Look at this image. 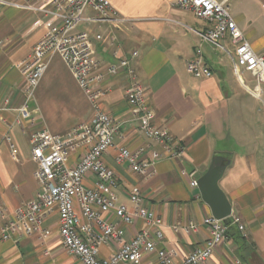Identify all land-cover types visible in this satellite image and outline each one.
I'll return each mask as SVG.
<instances>
[{"label": "crops", "instance_id": "0c3cea01", "mask_svg": "<svg viewBox=\"0 0 264 264\" xmlns=\"http://www.w3.org/2000/svg\"><path fill=\"white\" fill-rule=\"evenodd\" d=\"M5 2H0V207L11 216L40 191L35 176L37 164L31 154L34 132L46 127L53 134L65 135L91 120L94 111L66 64L56 56L34 100L28 104L31 118L21 119L19 110L25 102L26 85L18 65L60 20L43 12L53 9L45 0ZM228 2L233 19L253 50L264 54V0ZM111 3L124 22L94 23L96 13L88 9L86 21L76 33L89 34L95 57L103 69L138 52L131 67L156 114V125L168 129L186 149L183 157L169 159L160 144L145 138L126 99L131 79L123 72L107 76L102 85L107 90L102 109L114 118L118 131L104 162L116 173L118 204L131 209L129 193L138 187L147 208L163 220L164 238L159 247L173 251L177 261L183 260L209 238L203 222L212 216L198 188L191 187V174L198 180L207 172L212 159L222 156L228 167L220 187L232 205V214L242 220L247 237L232 227L226 242L206 264H264V127H259L248 98L259 100L261 96H254L252 89L248 86L249 90L246 89L238 81L228 56L210 44H203V52L212 77L197 79L187 71V62L195 57L202 43L199 34L211 25L192 12L176 8L174 0ZM223 44L232 49L229 40ZM8 138L17 148L16 158ZM119 147L132 152L144 149L141 156L144 162H151L154 153L159 158L148 176L135 174L126 164L116 163ZM83 151L78 149L69 164H76ZM95 181L90 176L86 186L93 188ZM76 212L81 223H85L78 205ZM105 217L121 225L126 241L144 226L140 219L126 226L114 214ZM190 223L199 227L197 232L187 229ZM3 225L0 216V264H81L63 247L57 213L44 224V229L50 231L47 239L34 235L3 241ZM118 250L116 242L108 241L100 248V258L110 259ZM143 264L160 263L155 254H149Z\"/></svg>", "mask_w": 264, "mask_h": 264}, {"label": "built area", "instance_id": "2783aa9c", "mask_svg": "<svg viewBox=\"0 0 264 264\" xmlns=\"http://www.w3.org/2000/svg\"><path fill=\"white\" fill-rule=\"evenodd\" d=\"M111 1L45 0L53 9H45L43 12L57 17L60 23L52 26L35 45L33 53L18 65L26 85L25 102L19 110L20 117L23 120L31 118L28 104L34 100L35 92L51 60L56 56L70 70L94 114L91 120L75 126L65 135L53 134L46 127L34 132L31 137V154L37 164L35 176L40 191L35 199L16 209L11 216L0 207V216L4 220L1 238L10 241L17 237L40 235L42 239H47L50 231L44 229V224L57 213L63 247L81 264H143L144 257L149 254H155L160 264H206L226 242L232 227H236L244 238L247 237L239 217L233 214L224 220L207 217L203 225L209 231V238L183 260L177 261L173 251L159 247L164 238L163 220L147 208L138 187L129 193L131 209L118 204L116 173L104 162L105 154L114 147L118 131L114 118L102 109L103 99L107 95L102 85L107 76H117L123 72L131 79L126 99L145 138L160 144L169 159L183 157L186 149L168 129L156 125V114L149 106L145 89L137 81L131 67V60L138 56V52H133L131 58L103 69L95 57L89 34L76 33L77 28L86 21L88 9L96 13L94 23L124 22L114 11ZM0 2L6 3L5 0ZM174 6L194 13L211 25L206 32L199 34L202 43L195 57L187 62V71L197 79L212 77L203 52V44L207 43L228 56L235 77L246 89L247 76L256 82L253 92L260 94V88L264 85V54L253 50L233 19L228 0H174ZM225 40H229L232 49L223 44ZM7 141L16 158V146L11 138ZM80 148L84 151L78 162L70 165V157ZM143 153L144 149L132 152L128 148L119 147L115 161L118 165L126 164L135 174L148 176L149 169L155 165L159 155L154 153L151 162H144L141 160ZM90 176L96 179L93 188L86 186ZM191 177V187L198 188V180L194 174ZM76 205L80 207L85 223H81ZM108 214H114L123 225L129 226L140 219L144 226L133 239L126 241L125 230L120 224L108 221L105 217ZM198 228L192 223L187 226L190 232H197ZM175 230L178 231V228ZM108 241L116 242L119 250L110 259H101L100 248Z\"/></svg>", "mask_w": 264, "mask_h": 264}, {"label": "water", "instance_id": "95a60500", "mask_svg": "<svg viewBox=\"0 0 264 264\" xmlns=\"http://www.w3.org/2000/svg\"><path fill=\"white\" fill-rule=\"evenodd\" d=\"M228 163L225 158L216 156L207 172L198 179V190L202 201L210 208L212 217L217 220H224L231 217L233 210L226 194L220 187Z\"/></svg>", "mask_w": 264, "mask_h": 264}, {"label": "rangeland", "instance_id": "374dc122", "mask_svg": "<svg viewBox=\"0 0 264 264\" xmlns=\"http://www.w3.org/2000/svg\"><path fill=\"white\" fill-rule=\"evenodd\" d=\"M245 79H246L245 80L246 85L250 89L254 90V88L256 86V82L248 81L247 77ZM244 94H246V93L244 92ZM252 94H254V96H257L258 93L253 92ZM258 95L261 96V98L259 100L258 99L253 100V99H251V96H248L249 100H251L249 107H250V109L253 108L252 110H254V114L256 115V118L259 119V122H260L259 127L263 128L264 127V85L262 87L261 94H258Z\"/></svg>", "mask_w": 264, "mask_h": 264}]
</instances>
